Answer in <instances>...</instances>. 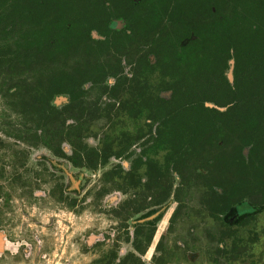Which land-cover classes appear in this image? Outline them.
<instances>
[{
	"label": "trees",
	"instance_id": "1",
	"mask_svg": "<svg viewBox=\"0 0 264 264\" xmlns=\"http://www.w3.org/2000/svg\"><path fill=\"white\" fill-rule=\"evenodd\" d=\"M206 1L199 0L198 5L202 6ZM213 1L215 11L210 8L213 30L209 33L196 34L197 40L193 41L194 44L206 45L207 50L209 46H213L211 52H215V60L211 65L215 69L216 77L212 81L204 82L198 77L196 81L197 74L193 71V58L183 62L186 68L182 75L176 73L177 46L189 36L168 35L166 51L174 55L168 58L163 52V82L151 81L148 104L145 103V99L143 104L139 105L137 99L132 102L126 98H122L119 102L121 105L106 100L101 104L88 103L91 104L88 110L93 107L97 112L100 111L105 122L98 148L90 149L81 143L85 129L90 124L84 117L85 103L77 105L82 109L83 116L78 117L77 124L72 125L70 129H59L56 126L40 130L39 137L44 140L57 139L61 134H69L73 145V164L78 168L85 167L90 171H97L100 167L109 164L112 158L131 161L129 169L122 165L115 166V169L111 171L113 180L119 185V190L127 192L129 188L136 190L142 188L143 192L149 193V196L146 198L145 206L139 207V204L136 206L132 204V201H126L123 205L124 209L133 205L135 213H139L145 209L162 206L163 201L170 196L174 179L163 177V156L168 160L166 164L168 168L172 166L177 171L181 168L180 187L194 188V190L196 187H204L211 191L203 194L204 197L200 203L206 204L208 210H213L212 213L216 214L217 219H220L218 215L230 209L241 210V212L245 210L248 213L254 211L251 207L243 208L245 205L253 204L264 208V159H259L261 155H264V20H251L245 28L236 19L239 14L234 10L238 0ZM262 2L261 8L255 0H246L249 18L257 11L264 12V0ZM60 3L62 0H55L53 6L55 15H60L58 13L60 6L64 7V13L68 10L66 3L58 6ZM36 4L37 0H0V77L4 78L0 81V95H4L6 103L1 114V118L5 120L12 117L16 111L25 113L29 109L33 114L20 116L24 120L23 124L28 120H34L40 124L48 122L47 116L41 111L44 107L43 83L41 81L34 83L36 90L33 89V84L28 79H23L25 74L22 71L39 60H76V45L88 46L86 50L83 48L82 52H86L89 65L94 62L100 66L99 62L105 61L111 69H116L115 62L117 63L118 57L124 55L131 58L129 62H132L133 56L139 55L141 47L138 51L135 47L139 39L144 45H153L150 51L144 49V55H140L141 59L139 57L137 60L139 66L145 67L142 63L151 64V75L154 77L159 69L157 67L162 64L159 35H144L145 33L141 32L136 36L135 42L131 41L130 35L127 34L106 35L103 41L95 40L90 34V31L95 28L90 26V23L95 20H90L92 12L89 7L87 9L88 33L85 36L65 34L63 31H58L60 27H63L64 19L55 17L51 19L48 17V12L40 16V12H44L43 8L47 4H37V9ZM89 4L92 2L89 1ZM155 16L156 13L151 14L153 19ZM224 16L227 17L226 22L221 18ZM238 17L242 18L240 15ZM204 19H207L206 14ZM172 23L175 22L172 21ZM253 46L259 47L258 52H250ZM149 54L157 57L159 62L156 66L147 58ZM219 54L223 56L222 63H220ZM247 54L251 57L244 69L243 63ZM230 59L235 60L233 83L223 73ZM92 66L96 67L94 64ZM93 69L95 74L98 67ZM164 74L170 76L168 81L164 78ZM111 75L117 77L118 74ZM95 77L96 75L88 71L87 80L95 82ZM64 84L66 88L61 84H55V91L70 92L73 96L72 104L75 98L80 96L84 98V95L90 91L84 90L76 95L74 87L81 84L77 82ZM120 84H122L121 78L118 79V84L113 91ZM125 86L122 95L124 92L132 91L141 93L132 80H129ZM99 90L107 96L112 94L108 84H102ZM168 91L172 92L171 96L162 95L163 92ZM33 92L35 94H32ZM207 103L215 105L214 108L208 107ZM103 104L104 107H102ZM135 104L136 107L149 109L146 119L150 120L147 124V134L150 136L142 143L139 154L131 149L143 138L144 128L139 130V123L142 121L144 124L146 119L139 120L140 116L132 114L130 109ZM52 107L56 108L55 105ZM116 108L120 109L116 110ZM133 121L135 130L130 129ZM247 147H250V150L246 155L244 151ZM83 157H85L84 162L80 163ZM186 165L194 168L198 166L200 170L194 169L188 173L185 170ZM201 169L208 174H204ZM218 188L223 191V194L217 191ZM149 197L152 200L149 201ZM252 215L255 216L254 213ZM252 218L249 216L246 222L249 223ZM246 226L248 225L244 223L232 226L231 236L234 239V242L232 241L234 246L245 244V238L251 234L250 231L244 233ZM154 233L155 227L147 233L139 229L136 233L134 248L141 254H145ZM143 234H146L144 243L139 241L138 237ZM127 241H130L129 236ZM161 249L162 245L159 251ZM218 251L226 253L220 246ZM103 255L102 259L95 260L92 264H143L141 258L135 253H130L123 259H119L117 249Z\"/></svg>",
	"mask_w": 264,
	"mask_h": 264
},
{
	"label": "flooded vegetation",
	"instance_id": "2",
	"mask_svg": "<svg viewBox=\"0 0 264 264\" xmlns=\"http://www.w3.org/2000/svg\"><path fill=\"white\" fill-rule=\"evenodd\" d=\"M89 1H91L92 4H89ZM255 1L260 7L261 4H263L262 0ZM198 2L199 0H62V3L68 5V10L64 13V7L60 6L58 8V13L60 15H55L53 10L55 0H37V4H47L46 7L43 8V10L45 9L44 12H40V16L48 12V17L51 19H64V24H60L63 27H60L58 31H63L65 34L85 36L88 33L89 14L87 9L89 7V9H91L90 12H92L90 20H95L90 23V26L95 27L90 31V34L95 40L103 41L106 39V35L127 34L130 35L129 39L135 42L137 39L136 36L141 32H144V35H159L158 42L159 50L162 53L160 58L162 64L157 67L159 69L154 74V77L151 75V64L146 65L142 63L145 67L139 66L137 60L139 57L141 59L140 55H144V49L150 51L153 46L144 45L139 39L137 43H135V47L137 51L140 47L143 51L140 49L139 55L133 56L132 62H129L131 58H127L124 55L118 57L117 63L115 62L117 65L115 67L116 69H111V67L107 66L105 61L99 62L100 66L91 62L98 67L95 74L93 68L96 67L92 66V64L89 65L85 54L86 52H82L84 50L83 48L86 50L88 47L86 44L76 45V60L35 61L30 68L24 69L22 73L25 74L23 79H28L29 82L33 84V89L35 90L36 87L34 83L38 81L43 83L44 107L41 108V111L47 116L48 122L42 124L34 120L25 121V124H23L24 120H22L20 116L33 114L29 109L25 113L16 111L12 117L6 120L5 118H1L6 103L4 95H0V264H21L27 260L30 261V264H40L42 260H55L58 256L63 257L64 255L70 264V236L62 235L63 232L61 228L64 225V227H66V233L71 234L72 222L70 219L64 217H66V214L70 216L74 214L75 217L81 219L87 212L88 206H94L96 209L95 212L106 217H111L113 220L117 221L118 225H120V229L126 234V238L118 236L116 239H112V237L106 239L107 237H103L102 243L108 241L113 242V245L107 251L100 250V256L95 260L102 259L104 256L103 254H109L115 249H117L118 255H120V253L125 254V251H122L120 247V243L122 242L121 240H124L123 242H128V236L130 237L128 243L131 244L134 251L126 253L122 259L130 253H135L138 257L140 255L142 256L143 254L134 248L137 231L141 229L144 233H147L151 228L155 227V233L149 246L150 248L156 234L158 223L164 219L165 215L168 214V211L172 209L174 205H176V207H174L170 216L169 227L166 232H172L175 227H177L176 225L179 221H183L184 219H196L199 220L198 223L200 225H207L213 229L212 232L209 230L206 232L207 239L212 244H219L218 246L226 251L225 254L219 253L218 247L217 250H214V264H223V261L230 262L242 259L243 255H247L246 250L249 245L248 243L257 241L259 237V234L255 231V225L258 222V215L264 212L263 206L257 207L253 204L243 206V208H254V211L251 213L245 210L241 212V210L230 209L218 215L220 219H217L216 214L214 215V213H212L213 210H208L206 204L200 203L204 197L203 194H205L206 191H211L204 187H196V190H194V188L190 189L184 187L183 189L180 187L181 168H179L178 171L172 166L168 168L166 166L168 160L163 156V177L165 179H174L173 190L170 196L163 201L162 206L145 209L139 213H135L133 205H131L130 208L126 207V209H124L123 205L125 202L132 201V204H136V206L137 204L140 205L139 207L145 206L146 198L149 196V193L143 192L144 190L142 188L138 190L129 188L127 192L119 190V185L115 183L111 174V171L114 170L117 165H122L124 168L129 169L132 164L131 161L112 158L109 164L105 167H100L97 171H90L85 167L78 168L73 164V145L70 142L69 134H61L57 139L44 140L39 137L41 134L40 130H43V128L57 126L59 129H70L72 125L77 124V118L83 116L82 109L77 105H79V103H85L84 106L86 107V111H84V117H86L90 124L88 128L85 129L84 136L81 138V143L83 146L90 149L98 148L100 146L105 122L103 116L100 115V111L97 112L93 107L88 110L91 106V104L88 103L95 102L101 104V102L106 100L108 102H117L118 105H121L119 102L122 101V98H126L132 102H134V99H137L139 105H142L143 99H145V103L148 104L151 81L155 83L163 82V52H165V57L168 58L174 55L172 52L167 53L166 51V47H168L166 36L168 35L189 36L184 39V41L182 40L177 46L176 51L178 60L176 62V73L182 75L186 68L183 62H188V60L193 58V71L197 74L196 81L197 77L204 82L212 81V79L216 77L215 69L211 65L215 60V52H211V47L213 46H209V50H207L208 48L206 45L194 44L193 41L197 40L196 34H200L201 32L209 33L213 30V18L210 16V8L215 11L214 1L207 0L202 6H199ZM62 3L58 4V6ZM37 4L36 9L38 8ZM235 8V13L242 16V18H240L238 15L236 19L240 25L245 28L251 20H264V12L262 11H257L254 16L248 17L246 0H238ZM154 13H156L155 19L151 17V14ZM205 14L207 17L206 20L204 19ZM226 16L221 17L224 22L227 20ZM172 21L175 23L173 24ZM252 48L250 52H258V46H253ZM231 52L233 53V50H231ZM218 57L220 63H222L223 56L219 54ZM249 57H251V55L247 54L243 63L244 69H246V62ZM147 58H149L155 66L159 62L154 54H149ZM169 62L171 63L170 60ZM167 64L170 66L169 63ZM227 65L223 73L228 77L230 82L233 83L235 80V60L230 59ZM88 71L96 75L95 82L87 80ZM113 73L118 74L117 77L112 76L111 74ZM119 78H121L122 84L113 91V88L118 84ZM164 78L168 81L170 76L164 74ZM3 79V77H0V81ZM129 80H132L141 93L132 91L130 93L124 92L123 95L121 94L126 87L125 85L129 83ZM69 82H77V84L82 85L74 87V90L77 92L76 95H79V93L84 90L90 91L84 95V98H81V96L75 98L76 100L72 104L71 101L73 96L70 92L64 91L57 93L55 91V84L64 86V83ZM142 83H144V85H142ZM102 84L109 85V89L112 90L111 96H107V94H103L99 90ZM32 94L35 93L33 92ZM164 94L171 96L172 92H163L162 95ZM53 105H55L56 108L52 107ZM207 106L214 108L215 105L207 103ZM102 107H104V104ZM119 109L120 108H116V110ZM219 109L225 110L224 108ZM148 110L147 107H136V104L130 109L132 114L140 116L139 120L147 118L146 115L148 114ZM56 112L57 115H55ZM96 123H103V125L97 129ZM149 123L150 120L147 119L144 124L142 121L139 123V130L144 128V136L138 144L132 147L131 151L137 152L138 154L141 152L142 143L150 136L147 134V124ZM135 128L133 121L130 129L135 130ZM37 132L38 134H36ZM91 137L97 138L99 141L96 147H91L87 143V139ZM11 141L14 142L13 145L8 144L12 143ZM39 148L44 150L42 155L32 154L33 151L39 150ZM249 150L250 147H247L244 153L247 155ZM84 159L85 157L79 162L83 163ZM259 159H264V155H261ZM112 160L119 162L114 163L111 169L104 172L98 187H95L88 197V186L91 183V181H88V171L95 174L100 169L110 165ZM125 162L126 165L124 164ZM212 163L213 162H211V164ZM194 169L200 170L198 166L195 168L191 165L185 166V170L188 173L190 170ZM202 172L208 174L205 170H202ZM175 181H178V184ZM179 188L182 191L179 190ZM217 191L223 194L221 189L218 188ZM118 192L128 196L122 203L112 201L111 198L113 197L108 198L110 195L119 194ZM148 200L150 201L152 198L149 197ZM28 209H31V211L29 212ZM32 211L34 213H32ZM20 212L21 216L23 214L22 218H29L31 223H27L28 219L26 223H23L21 217L18 216ZM49 212H51L52 217L48 223H44V220L41 218L49 214ZM252 213H254L255 216H253ZM249 216L253 218L248 223L246 219ZM61 217L64 218L65 223L57 219ZM243 223L249 226L248 230V226H246L244 233L250 231L251 234L249 233L250 235L248 234L249 236L244 240L246 245L241 244L234 246L232 243L234 239L231 236L232 226ZM197 227V225L196 228L192 226L187 231V234L181 236L173 246H168V243L165 244L164 242L167 241L168 234L162 236L157 246V251L161 253L160 258L162 262L160 263L158 260L157 262L155 259L154 263L173 264L177 252L186 249L188 244L187 240L193 236L197 237L195 234L199 229ZM131 229H133L132 235ZM145 236L146 234L139 235V241L144 243ZM104 245H106L105 242ZM161 245L163 250L161 249L159 251ZM86 247H88V245H86ZM100 247L99 244L98 248ZM188 247L189 246H187V248ZM83 250L82 253L85 255L87 253L85 250L87 251L88 249L84 247ZM79 252H81V250H79ZM95 260L91 261L90 264ZM117 262H119V260H117Z\"/></svg>",
	"mask_w": 264,
	"mask_h": 264
},
{
	"label": "rangeland",
	"instance_id": "3",
	"mask_svg": "<svg viewBox=\"0 0 264 264\" xmlns=\"http://www.w3.org/2000/svg\"><path fill=\"white\" fill-rule=\"evenodd\" d=\"M103 123H96V128L99 129ZM96 129V130H97ZM12 142V141H11ZM97 138L91 137L87 139V143L91 147H96L98 145ZM13 145L14 142L8 143ZM44 150L42 148H39V150L33 151L32 154L34 155H42ZM119 161H111V164L108 165L106 168L100 169L97 173L92 174L90 171H88V181H91L90 185L88 186V193L87 196L89 197L91 191L94 190L95 187H98L99 181L101 177L103 176L104 172L106 170L111 169V167L114 165V163H118ZM126 165V162L124 163ZM128 165V164H127ZM178 184V181H175ZM119 193V192H118ZM111 198L112 201H115L116 203L120 202L122 203L125 199H127V195L123 193L114 194L108 196V198ZM118 199V200H117ZM117 200V201H116ZM192 203V201H191ZM114 205V204H113ZM114 207V206H113ZM174 207L168 211V214L165 215L164 219H162L156 229V234L153 240V243L151 247L148 249V251L141 256V260L143 264H155L154 260L161 261L160 255L161 253L157 251V246L159 244V241L161 240L162 236L167 235V241H164L165 244L168 243V246H173L176 244V241L181 237L187 234V231L193 226L196 228V225L198 226V232L195 233L197 237H190L188 241L187 246H189L184 251L177 252V255L174 257L175 261L173 264H214V258L215 255L213 254L214 250H217V247L219 244L211 243L207 237L206 232L213 231L212 228L208 227L207 225H200L198 222L199 220H193V219H184L183 221H179L177 223V227L172 232H166L168 231L169 227V219L173 212ZM111 208V207H110ZM109 208V209H110ZM26 209V208H25ZM27 211V210H25ZM30 212L31 209H28ZM96 209L94 206H88L87 212L82 216L81 219L75 217L74 214L71 216L66 214L64 218L70 219L72 222V228H71V234L66 233V227L64 225L61 228V231L63 232L62 235H69L70 237V248L71 253L69 254V261L70 264H90L91 261L97 259L100 254V250L107 251L110 249V247L113 245V242H106V245H104V242L102 243L103 237H112V239H116L118 236L121 238H126V234L123 230L120 229V225H118V222L113 220L111 217H106L103 215H100L99 213L95 212ZM32 213H34L32 211ZM24 214V211H23ZM23 214L21 216V212L18 214V216L21 217V221L23 223H31L30 219H24ZM125 214V213H124ZM123 214V216H124ZM62 215V214H61ZM52 214L49 212V214H46L44 217L42 216V220H44V223H48L51 219ZM64 218H57L64 222ZM65 223V222H64ZM255 231L259 234L258 240L255 242L248 243L247 247V255H243L242 259H237L230 262H224L223 264H264V212L258 215V222L255 225ZM249 226L247 227V229ZM130 230V229H129ZM133 229H131V235H132ZM202 233H201V232ZM199 235V236H198ZM132 237V236H131ZM101 238V239H100ZM185 238V237H184ZM183 238V239H184ZM120 247L122 251H125V254L118 255L120 259L126 253H129L130 251H134L131 244L128 242H123L124 240H121ZM172 242V243H171ZM100 244V248H98V245ZM88 245V247H86ZM88 249L85 255L82 253L83 248ZM81 252H79V250ZM199 251V252H198ZM198 253V254H196ZM252 254V255H250ZM139 256V257H140ZM158 258V259H157ZM160 258V259H159ZM65 255L63 257L58 256L55 260L50 259V261L42 260L40 264H69L68 261L66 262ZM213 262V263H212ZM21 264H30V261L27 260L26 262H23Z\"/></svg>",
	"mask_w": 264,
	"mask_h": 264
}]
</instances>
